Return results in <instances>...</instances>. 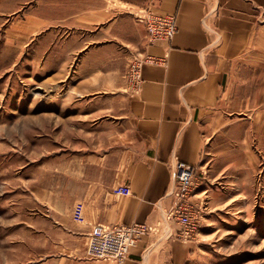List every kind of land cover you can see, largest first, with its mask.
<instances>
[{
    "label": "crops",
    "instance_id": "0c3cea01",
    "mask_svg": "<svg viewBox=\"0 0 264 264\" xmlns=\"http://www.w3.org/2000/svg\"><path fill=\"white\" fill-rule=\"evenodd\" d=\"M96 1L73 19L78 29L93 30V40L84 41L72 103L93 121L99 138L95 151L76 162L78 175L65 183L72 190L58 223L43 230L29 226L28 241L44 248L29 263L115 264L88 259L84 233L96 225L161 223L140 239L125 264H185L191 246L175 239L177 223L164 221L173 202L174 165L178 160L199 170L213 138L241 131L229 116L231 89L246 73L264 78V0ZM121 5L174 16L176 34L149 44L145 28L115 9ZM125 48L159 61L144 66L136 95L124 80ZM99 54L109 58L90 64ZM122 185L130 196L113 194ZM75 204L82 225L71 218Z\"/></svg>",
    "mask_w": 264,
    "mask_h": 264
},
{
    "label": "rangeland",
    "instance_id": "374dc122",
    "mask_svg": "<svg viewBox=\"0 0 264 264\" xmlns=\"http://www.w3.org/2000/svg\"><path fill=\"white\" fill-rule=\"evenodd\" d=\"M95 2L0 0V264H32L42 254L27 239L29 226L58 223L72 190L65 183L78 175L76 162L95 151L94 123L72 103L84 41L93 40V30L78 29L73 19ZM115 9L145 30L140 17L155 15ZM125 49L124 78L137 53ZM106 58L92 56L90 64ZM258 77L246 73L231 89L229 116L241 131L213 138L204 151L192 199L200 228L185 243L191 246L185 264H264V78ZM79 215L75 204L71 218L82 225Z\"/></svg>",
    "mask_w": 264,
    "mask_h": 264
},
{
    "label": "built area",
    "instance_id": "2783aa9c",
    "mask_svg": "<svg viewBox=\"0 0 264 264\" xmlns=\"http://www.w3.org/2000/svg\"><path fill=\"white\" fill-rule=\"evenodd\" d=\"M140 22L146 25L149 44L170 41L177 32V23L174 16L148 15L140 17ZM159 61L141 53H131V62L126 75V83L132 95L139 93L143 79L142 71L145 65L157 64ZM175 188L170 194L173 198L172 206L165 212L164 221L175 222L182 231L175 239L186 242L200 224L197 219L192 199L197 187L198 170L184 162L176 161ZM113 194L122 197L131 195L129 186L122 185L113 190ZM157 227L146 224H132L130 226L108 228L101 225L92 227L86 240V257L94 261H112L115 264H125L130 251L137 246L140 239L157 231Z\"/></svg>",
    "mask_w": 264,
    "mask_h": 264
}]
</instances>
